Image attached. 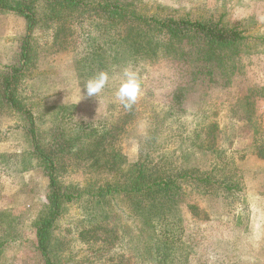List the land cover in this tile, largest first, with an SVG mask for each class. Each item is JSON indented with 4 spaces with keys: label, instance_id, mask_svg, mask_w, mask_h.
I'll return each instance as SVG.
<instances>
[{
    "label": "rangeland",
    "instance_id": "obj_1",
    "mask_svg": "<svg viewBox=\"0 0 264 264\" xmlns=\"http://www.w3.org/2000/svg\"><path fill=\"white\" fill-rule=\"evenodd\" d=\"M119 1L137 4L146 15L172 14L191 19L223 17L229 24L238 25L247 37L235 58L243 75L241 85L220 87L213 84L205 94L202 92L203 95L190 93L181 106L187 114L172 117L167 114L169 96L177 85L186 82L183 64L168 58L152 63L122 64L109 60L98 50L101 57L87 58V51L90 54L92 50L87 45L100 36L90 23L82 27L73 24L79 38L66 48L53 46L51 32L38 28L33 38L37 44L36 59L26 89V94L38 105L37 115L42 113L47 121L54 111L59 110L57 117L61 114L66 117L65 121L90 124L97 130L114 124L113 128L117 124L114 137L109 141L127 164L135 163L142 153L148 151L154 156L164 154L166 166L173 163L172 167L201 171H209L213 165L218 167L215 155L200 148L205 127L216 123L218 129H213L212 135L217 139L216 146L224 150L222 154L231 168L233 164L236 166L240 190L225 194L217 184H212L205 186L210 192L206 194L202 192L203 186L193 188L185 182L186 197L165 226L175 249L164 263H157L154 257L152 261L148 259L149 251H152L148 244L153 242L151 228L132 217L123 202L114 201L112 208L118 216L116 220L124 224L127 232H136L132 238L125 234L117 239L109 253L97 256L99 259H94V263L114 264L117 260H124V264H264V157L253 154L250 147L257 138L251 126H264V0ZM24 26L23 19L0 14V63L9 62L14 57ZM82 35L90 37L86 44ZM126 68L137 72L142 94L133 106L135 112L120 124L116 122L126 111L115 93ZM100 71L109 74L108 84L97 98L88 97L83 87ZM250 94L249 108L253 112L248 122L245 103L240 101L235 106V102L241 95ZM203 100L205 116L201 120L192 118L203 106ZM153 111L158 118L153 117ZM16 121L11 114L0 117V212H5L7 217L1 216L0 223L8 222V219L14 223L9 231L12 239L2 249L0 264H44L34 249L33 222L45 213L48 181L28 159V137L16 126L19 124ZM147 137L156 141L152 151L147 150ZM71 165V179L83 185L85 172L80 168L83 163L75 156ZM220 178L221 174L214 172L211 181ZM235 179L230 177L229 183ZM188 204L195 205L197 210L190 211ZM83 213V205L71 204L58 220V240H63V247H68L74 258L85 249L76 237L77 230L87 224L82 220L86 221ZM137 231L140 235L135 237Z\"/></svg>",
    "mask_w": 264,
    "mask_h": 264
},
{
    "label": "trees",
    "instance_id": "obj_2",
    "mask_svg": "<svg viewBox=\"0 0 264 264\" xmlns=\"http://www.w3.org/2000/svg\"><path fill=\"white\" fill-rule=\"evenodd\" d=\"M4 13L23 19L25 26L12 60L0 63V117L11 114L16 118V123L20 124L16 126L28 137V159L48 181L45 213L33 222L35 251L44 264H101L100 261L94 263V259H99L97 256L109 253L114 242L125 234L132 238L136 232H127L124 224L116 220L118 216L112 203L117 201L123 202L127 212L140 219L142 225L151 228L153 242L148 244L152 247L148 259L152 261L154 257L157 263H164L175 249L165 226L186 197L185 182L193 188L203 186L202 192L206 194L210 192L205 186L212 184H217L225 194L240 190L236 166L233 164L231 168L222 154L224 150L216 146L217 139L212 135L213 129H218L217 124L210 123L205 127L200 148L215 155L218 167L213 165L209 171H201L172 167L173 163L166 166L164 154L154 156L148 151L135 163L127 164L109 141L114 137L117 124L113 128L114 124L97 130L90 124L65 121L66 117L61 114L57 117L59 110L47 121L42 113L37 115L36 101L26 94L36 59L35 31L38 28L50 31L52 45L66 48L79 38L73 24L82 27L90 23L100 36L90 45L87 43L92 49L90 54L87 51V58H99L98 51H101L109 60L122 64L152 63L164 58L183 64L186 82L177 85L169 96L167 114L172 117L187 114L181 106L190 93L205 94L213 84L220 87L241 85L243 75L235 58L247 40L244 31L238 25L224 21L223 17L191 19L172 14L146 15L137 4L119 0H0V14ZM84 15L87 17L83 19ZM81 39L86 44L90 37L82 35ZM251 96L241 95L237 99L239 102H235V106L240 101L245 103L248 122L253 112L249 108ZM202 105L192 118L201 120L205 116L204 100ZM125 111L116 123L124 124L130 113L135 112L133 107ZM153 117L158 118L155 111ZM64 121L66 124L62 123ZM68 124L69 127H65ZM251 128L257 137L251 142V150L263 158L264 126ZM153 138L156 140V136ZM154 140L148 138L145 142L147 150H153ZM75 156L83 163L80 167L85 172L83 185L71 179V162ZM214 172L221 174L219 181H211ZM230 177L236 178L235 183H229ZM75 203L83 205L86 221L82 220L87 222L76 232V237L85 246L77 258L67 250L68 247H63V240H58L56 232L58 220L65 215L67 207ZM187 208L192 212L197 210L195 205L188 204ZM1 216L6 217L5 212H0ZM13 224L9 219L0 223V255L6 242L12 239L9 231ZM138 235L140 232L137 231L135 237ZM124 262L117 260L114 264Z\"/></svg>",
    "mask_w": 264,
    "mask_h": 264
},
{
    "label": "clouds",
    "instance_id": "obj_3",
    "mask_svg": "<svg viewBox=\"0 0 264 264\" xmlns=\"http://www.w3.org/2000/svg\"><path fill=\"white\" fill-rule=\"evenodd\" d=\"M122 76V82L115 96L125 109L130 110L137 103L142 94L141 82L137 72L128 68L123 70ZM108 81L109 74L106 71H100L86 81L83 89L86 90L88 97L97 98L105 89ZM80 101H78V103Z\"/></svg>",
    "mask_w": 264,
    "mask_h": 264
}]
</instances>
